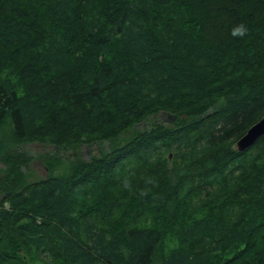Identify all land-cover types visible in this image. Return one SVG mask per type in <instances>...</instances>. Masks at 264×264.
<instances>
[{
  "label": "trees",
  "instance_id": "obj_1",
  "mask_svg": "<svg viewBox=\"0 0 264 264\" xmlns=\"http://www.w3.org/2000/svg\"><path fill=\"white\" fill-rule=\"evenodd\" d=\"M263 116L264 0H0V264H264Z\"/></svg>",
  "mask_w": 264,
  "mask_h": 264
},
{
  "label": "rangeland",
  "instance_id": "obj_2",
  "mask_svg": "<svg viewBox=\"0 0 264 264\" xmlns=\"http://www.w3.org/2000/svg\"><path fill=\"white\" fill-rule=\"evenodd\" d=\"M158 121L162 120L161 118H157ZM151 122H145L140 124L139 126H137L138 129H143L149 126ZM234 148H236V144L234 145ZM29 152L35 156L38 153H44L46 152L48 149L43 148V147H38L37 145H30L28 147ZM83 157L84 158H89L91 155H97L98 154V148L97 147H93V148H85L83 149ZM47 171L44 169V167L40 164V162L38 161H34L33 164L31 165V172H30V177H29V181H35V180H40V179H44L47 177Z\"/></svg>",
  "mask_w": 264,
  "mask_h": 264
},
{
  "label": "water",
  "instance_id": "obj_3",
  "mask_svg": "<svg viewBox=\"0 0 264 264\" xmlns=\"http://www.w3.org/2000/svg\"><path fill=\"white\" fill-rule=\"evenodd\" d=\"M264 135V116L252 125L247 132L237 140L236 149L239 152L245 151L252 147L256 141Z\"/></svg>",
  "mask_w": 264,
  "mask_h": 264
},
{
  "label": "clouds",
  "instance_id": "obj_4",
  "mask_svg": "<svg viewBox=\"0 0 264 264\" xmlns=\"http://www.w3.org/2000/svg\"><path fill=\"white\" fill-rule=\"evenodd\" d=\"M248 28L245 24L241 23L237 26H235L232 31H231V35L234 37V38H243L244 36H246L248 34ZM132 175H134V173H132ZM146 183H152V180L151 178L147 179L146 180ZM121 186L126 189V190H129L131 191L132 190V185H131V180L129 177H124L122 182H121ZM149 191L150 190H147V189H142L140 190L139 192V195L141 197H146L148 194H149Z\"/></svg>",
  "mask_w": 264,
  "mask_h": 264
}]
</instances>
